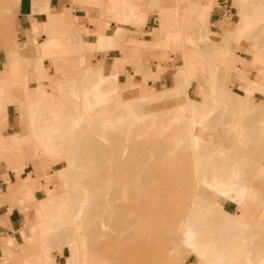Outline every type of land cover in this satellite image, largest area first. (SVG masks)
<instances>
[{
    "label": "rangeland",
    "instance_id": "374dc122",
    "mask_svg": "<svg viewBox=\"0 0 264 264\" xmlns=\"http://www.w3.org/2000/svg\"><path fill=\"white\" fill-rule=\"evenodd\" d=\"M30 3L24 37L0 0V171L34 181L9 248L43 197L25 264H264V0Z\"/></svg>",
    "mask_w": 264,
    "mask_h": 264
},
{
    "label": "crops",
    "instance_id": "0c3cea01",
    "mask_svg": "<svg viewBox=\"0 0 264 264\" xmlns=\"http://www.w3.org/2000/svg\"><path fill=\"white\" fill-rule=\"evenodd\" d=\"M31 0H13V8L15 11V27L16 34L19 36H28V30L30 27V22L33 21H41L43 20V15H45L44 11H32L31 10ZM52 5H57V0H48V8L51 11ZM220 17L218 9H213L211 14V19L213 22L217 21ZM116 28V25L113 27L111 32H106V26L102 24H98L94 29V38L92 40H88V42L94 43L96 41V37L98 35H110ZM117 29V28H116ZM29 38V37H28ZM98 43V42H97ZM10 50V49H9ZM8 52V62L9 68L6 70V74L10 75L14 72L15 62L17 58H13ZM114 50V48L104 49V53ZM102 51V50H101ZM105 55V54H104ZM2 68L1 71H3ZM4 74H0V78L4 77ZM197 131V127H194ZM1 136V135H0ZM183 142L176 144L177 147H182ZM73 159H75L74 155H71ZM66 163V162H65ZM67 164V163H66ZM68 165V164H67ZM69 166V165H68ZM37 173L39 171L38 168L34 166L33 168ZM69 169H74V167H70ZM21 169H14L15 174H10L9 172L4 173V171H0V264L1 258H7L4 260V264H25L26 259L32 255V245H31V228L37 223V215L36 208L38 205V201L43 197L38 198L37 202L34 206V217L33 221L27 225L26 230H20V235L23 237V243L19 247L16 252H13L9 246L12 244V238L10 236L13 231H15L23 217V212L20 206L14 205L10 206L13 203V199H17L18 201H23L27 198H33V187L34 181L30 173H26L23 176L18 174ZM30 181V182H28ZM237 178L233 176L226 175L224 185L228 184H236ZM241 195V188L239 191L235 192V197ZM58 250V249H57ZM55 250V252L57 251Z\"/></svg>",
    "mask_w": 264,
    "mask_h": 264
}]
</instances>
